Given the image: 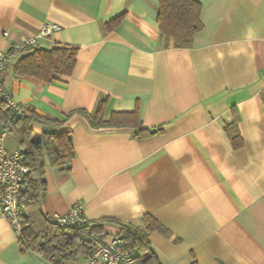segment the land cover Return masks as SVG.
<instances>
[{"label":"crops","instance_id":"obj_1","mask_svg":"<svg viewBox=\"0 0 264 264\" xmlns=\"http://www.w3.org/2000/svg\"><path fill=\"white\" fill-rule=\"evenodd\" d=\"M197 1L203 27L176 47L159 32L158 0H0V50L59 24L1 76L17 103L63 121L36 130L71 133L73 158L45 167V213L82 203L87 220L138 226L149 213L161 224L149 233L161 264H264V0ZM62 44L78 47L70 75H14L22 55ZM105 96L104 119L120 113L123 123L92 127L77 110ZM235 118L239 147L224 129ZM3 129L0 145L19 150ZM0 264L55 263L21 251L0 210Z\"/></svg>","mask_w":264,"mask_h":264},{"label":"trees","instance_id":"obj_2","mask_svg":"<svg viewBox=\"0 0 264 264\" xmlns=\"http://www.w3.org/2000/svg\"><path fill=\"white\" fill-rule=\"evenodd\" d=\"M157 22L159 32L167 41L172 38L176 47H190L193 36L202 29L200 20L201 3L197 0H158ZM122 14L105 23L106 29L117 25ZM166 45V44H165ZM78 47L70 44L51 48H35L22 55L13 65L15 76H35L44 81H52L62 75H70L75 63ZM107 97L98 99L94 110L78 109L92 127L122 124L120 113H111L104 119ZM22 106V105H21ZM23 107V106H22ZM136 117V112L130 113ZM61 119L41 114L33 108L23 107L17 112L0 97V124L7 127V133L18 140L19 151L29 171L25 175L18 198V234L21 251H32L53 262L66 261L76 257L88 258L91 254V236L107 235L105 224L113 222L117 226L114 235L120 236L123 246L130 250L136 264H161L151 247L149 233L161 229V224L149 213L142 216V225L117 219L87 220L83 223L59 224L42 209L45 194V167L47 162L60 166L71 160L74 150L71 133L64 131L36 130V126H60ZM232 145L242 144L236 118L225 124ZM137 126L136 135L155 132Z\"/></svg>","mask_w":264,"mask_h":264},{"label":"built area","instance_id":"obj_3","mask_svg":"<svg viewBox=\"0 0 264 264\" xmlns=\"http://www.w3.org/2000/svg\"><path fill=\"white\" fill-rule=\"evenodd\" d=\"M58 29V23L46 22L38 35L25 37L12 43L7 50H0V97L17 112H21L23 107L11 96L1 76V71L15 56L38 45L39 37L49 36ZM262 95L264 98V88ZM6 133L7 127L3 129L1 136ZM28 171V166L23 162L19 150L8 151L3 145H0V210L17 234L20 233L21 227L18 219V198ZM50 217L59 224H75L87 221L83 216L82 203H75L65 213H52ZM89 244L91 254L87 259L93 264H136L130 250L123 246L120 236L111 235L109 238L102 235L91 236ZM54 263L64 264L63 261Z\"/></svg>","mask_w":264,"mask_h":264},{"label":"rangeland","instance_id":"obj_4","mask_svg":"<svg viewBox=\"0 0 264 264\" xmlns=\"http://www.w3.org/2000/svg\"><path fill=\"white\" fill-rule=\"evenodd\" d=\"M106 225H107V230H109V232H112V233H115L116 232V230L115 229H110L111 228V226H116V224L115 223H113V222H109V223H106ZM117 227V226H116Z\"/></svg>","mask_w":264,"mask_h":264}]
</instances>
